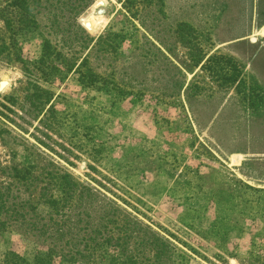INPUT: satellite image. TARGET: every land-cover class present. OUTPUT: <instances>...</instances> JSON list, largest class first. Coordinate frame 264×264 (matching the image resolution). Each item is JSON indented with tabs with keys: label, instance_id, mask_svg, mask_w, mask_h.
<instances>
[{
	"label": "rangeland",
	"instance_id": "obj_1",
	"mask_svg": "<svg viewBox=\"0 0 264 264\" xmlns=\"http://www.w3.org/2000/svg\"><path fill=\"white\" fill-rule=\"evenodd\" d=\"M135 8L132 17L122 0H92L75 19L77 36H123L95 62L98 74L116 70L99 88L75 71L87 51L71 48L72 37L58 47L77 51L75 64L66 71L54 60L58 74L35 69L37 29L17 36L10 62L0 52V162L11 165L13 152L34 159L36 171L56 176L55 195L57 176L68 173L91 189L92 208L113 203L173 246L175 264H264V0H137ZM0 37L12 40L2 19ZM175 71L183 84L170 95ZM40 88L50 99L38 112ZM42 184L26 197L46 214ZM64 208L62 240L60 216L49 222L56 247L83 228V199ZM38 249L5 232L0 264L8 250L31 261Z\"/></svg>",
	"mask_w": 264,
	"mask_h": 264
},
{
	"label": "trees",
	"instance_id": "obj_2",
	"mask_svg": "<svg viewBox=\"0 0 264 264\" xmlns=\"http://www.w3.org/2000/svg\"><path fill=\"white\" fill-rule=\"evenodd\" d=\"M7 1L11 10L5 7ZM91 1L0 0V19L12 36L8 44L0 37V47L2 46L0 52H5L3 57L6 62H10L12 56L17 53V50L12 53L17 44V36L33 28L37 29L42 36L40 57L34 62L37 71L42 73L44 69L51 67L50 70H55L57 74L61 73V68L54 64V60L65 67L66 71L72 70L77 58L74 53L77 51L67 56V53L65 54L58 47L61 42L70 46L68 37H72L74 42L71 48L79 52L83 50V53L87 51L81 63L75 68L81 76L83 85L99 88L101 84H104L102 81L105 79L102 76L113 78L116 73L114 67L107 74H98L95 62L107 58L106 55L111 52L109 50H114L117 46L118 39L120 38V41L123 39L122 34L108 30L96 39L88 35L83 38L80 35L77 36L76 31L72 29L76 25L77 15ZM122 1L126 4L129 15L134 17L138 11L135 8L137 0ZM139 1L144 4V7L151 3V0ZM211 59L213 60V57L207 62ZM150 61H154L153 58H148V62ZM179 73L175 71L171 77L170 95L177 94L178 90L173 88L177 85L181 88L183 84V80L178 79ZM40 91L42 93L34 100L37 103L38 112L50 99L47 90L40 88ZM120 92L126 93L121 90L116 93ZM3 132L6 131L0 127V134ZM15 155L16 153L13 152V160L10 161L12 164L9 166L2 165L0 162V172L11 180L4 186L0 185V236L5 232L14 231L36 245L43 246L45 250H36L31 261L14 250H8L3 256L2 264H56L57 257L61 260L58 264L73 263L76 260H83L87 264H103L104 262L107 264H175L174 247L167 244L149 227L141 226L113 203H98L97 209L92 208L96 200L91 189L74 181L68 173L57 176L60 194L55 195L52 190L56 177L54 173L46 169L38 172L37 168H34L36 166L34 159H28L23 163L17 160ZM36 183H43L39 188V199L47 208L46 214L39 211L37 202L26 197V193L31 194L32 187ZM78 199H83V228H78L75 235L69 237V243L67 242L66 245L62 243L56 247L58 244H56V238H53L49 222L53 216H60L63 224H61L59 236L62 240L66 229L65 222H67L64 206L68 207ZM81 235L83 238L78 242ZM95 260H97L96 263Z\"/></svg>",
	"mask_w": 264,
	"mask_h": 264
},
{
	"label": "water",
	"instance_id": "obj_3",
	"mask_svg": "<svg viewBox=\"0 0 264 264\" xmlns=\"http://www.w3.org/2000/svg\"><path fill=\"white\" fill-rule=\"evenodd\" d=\"M97 4H102L101 2H98ZM98 11H101V9H98ZM4 85V82L0 83V88Z\"/></svg>",
	"mask_w": 264,
	"mask_h": 264
},
{
	"label": "bare ground",
	"instance_id": "obj_4",
	"mask_svg": "<svg viewBox=\"0 0 264 264\" xmlns=\"http://www.w3.org/2000/svg\"><path fill=\"white\" fill-rule=\"evenodd\" d=\"M90 24H91V27H92V22L90 21ZM89 24V25H90ZM93 28V27H92ZM262 32L264 33V30H262ZM7 81V80H6ZM236 157V158H235ZM235 157H233V158H235V159H238V157L237 156H235ZM234 160V159H233Z\"/></svg>",
	"mask_w": 264,
	"mask_h": 264
}]
</instances>
